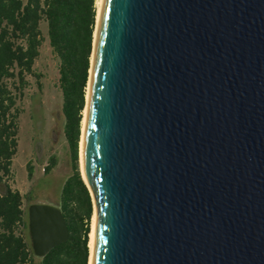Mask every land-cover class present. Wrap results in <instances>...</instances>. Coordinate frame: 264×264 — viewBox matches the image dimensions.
I'll return each mask as SVG.
<instances>
[{
  "label": "water",
  "instance_id": "95a60500",
  "mask_svg": "<svg viewBox=\"0 0 264 264\" xmlns=\"http://www.w3.org/2000/svg\"><path fill=\"white\" fill-rule=\"evenodd\" d=\"M80 161L90 264H264V0H102ZM27 214L37 257L69 237Z\"/></svg>",
  "mask_w": 264,
  "mask_h": 264
},
{
  "label": "trees",
  "instance_id": "16d2710c",
  "mask_svg": "<svg viewBox=\"0 0 264 264\" xmlns=\"http://www.w3.org/2000/svg\"><path fill=\"white\" fill-rule=\"evenodd\" d=\"M96 0H0V264H89V233L93 200L80 171V139L86 87L90 74L96 26ZM47 24L52 52L59 59L64 135L71 174L63 181L57 204L69 228V237L44 257L32 249L23 194L14 188L13 159L18 151V100L29 85L39 81L34 68L44 41L41 23ZM55 156L45 167L49 173ZM29 179L33 167L27 165Z\"/></svg>",
  "mask_w": 264,
  "mask_h": 264
},
{
  "label": "rangeland",
  "instance_id": "374dc122",
  "mask_svg": "<svg viewBox=\"0 0 264 264\" xmlns=\"http://www.w3.org/2000/svg\"><path fill=\"white\" fill-rule=\"evenodd\" d=\"M41 29L44 41L34 68L42 77L38 81L36 77L28 76L29 85L18 100L22 112L19 117L18 151L12 164L13 187L23 194H31V198L23 200L25 209L32 202L57 204L62 183L72 172L64 135L59 59L52 52L45 21L41 23ZM52 156L56 157L57 164L46 173L45 167ZM29 162L33 167L31 179L27 171Z\"/></svg>",
  "mask_w": 264,
  "mask_h": 264
},
{
  "label": "bare ground",
  "instance_id": "6f19581e",
  "mask_svg": "<svg viewBox=\"0 0 264 264\" xmlns=\"http://www.w3.org/2000/svg\"><path fill=\"white\" fill-rule=\"evenodd\" d=\"M101 2H102V0H96L97 15H96V26H95V31H94L93 50H92V54H91V58H90V74H91V68H92V63H93L94 43H95V37H96V31H97V25H98V19H99ZM90 74H89V79H88V83H87V87H86V104H85V107H84V110H83V117H82V132H81V139H80V148H81V142H82L83 130H84V124H85L86 105H87V97H88ZM80 170H81V173H82V175L84 177V174H83L82 168H81V161H80ZM84 179H85L86 183L88 184V186H89V188L91 190V194L93 195V192H92V189H91L90 184L88 183V181L86 180L85 177H84ZM92 198H93V202H94V211H93V215H92L91 230H90V233H89V248H90L89 264H90V261H91V251H92V244H93V238H94V228H95V220H96L95 201H94V197H92Z\"/></svg>",
  "mask_w": 264,
  "mask_h": 264
}]
</instances>
